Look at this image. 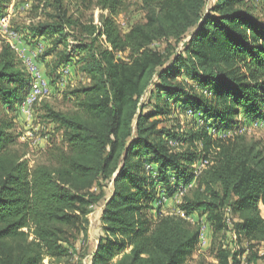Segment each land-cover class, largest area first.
<instances>
[{
    "label": "trees",
    "instance_id": "trees-1",
    "mask_svg": "<svg viewBox=\"0 0 264 264\" xmlns=\"http://www.w3.org/2000/svg\"><path fill=\"white\" fill-rule=\"evenodd\" d=\"M14 1L0 0V12ZM78 1L103 11L98 24L54 0L50 20L31 31L33 39L51 36L56 47H69L71 39L66 63L78 57L89 80L72 93V112L45 106V121L64 133L63 144L49 150V165L29 167L15 150L13 122L0 110V264H71L70 237L87 235L89 216L102 202L107 237L91 264H189L201 234L189 220L196 214L220 233L230 210L240 242L264 243V142L241 134L215 138L200 127L181 138L194 150L178 153L165 138L173 136L164 120L170 104L161 106L164 98H183L194 113L204 111L215 132L241 114L264 120V30L245 0H215L213 7L209 0H141L146 23L126 33L115 20L126 0ZM159 42L164 50L153 48ZM183 71L199 87L211 86L212 98L179 81ZM30 85V74L2 42L0 101L13 107ZM197 159L208 161L199 175ZM152 166L157 181L148 174ZM158 181L167 198L183 197L179 214L164 215L158 206L153 223L144 210L157 206ZM239 256L219 248L217 264L264 260L255 255L245 263Z\"/></svg>",
    "mask_w": 264,
    "mask_h": 264
},
{
    "label": "rangeland",
    "instance_id": "rangeland-1",
    "mask_svg": "<svg viewBox=\"0 0 264 264\" xmlns=\"http://www.w3.org/2000/svg\"><path fill=\"white\" fill-rule=\"evenodd\" d=\"M63 1L70 14L81 16L84 21L94 18L95 22L99 23V17L103 11L84 5L78 0ZM53 2L54 0H15L9 8L0 13V45L2 42L9 43L20 66L30 74L31 78H33L31 68H35L40 79L47 87V91L40 94L29 87L23 93V101L15 103L11 108L0 101L2 116L13 122L15 126L13 133L18 136V145L15 150L28 161L30 168H35L41 164L49 165L51 163L49 150L55 144H63L64 142V133L58 129L57 125L45 121V106L48 105L56 110L70 113L74 110L75 102V96L72 93L78 88L89 84L88 78L79 70L78 57H74L72 61L66 63L65 56L72 51V45L74 44L71 39L69 47L66 48L65 45L56 47L54 38L49 35L39 39H33L31 36L32 29L40 22L50 20L48 14L54 12V7H47V5ZM126 2L128 8L115 17L121 30L125 33L135 25L146 23V12L142 7V1L126 0ZM245 3L248 5L249 12L257 20L258 26L264 30V0H245ZM214 4L215 0H209V7H213ZM6 11L7 13H4ZM153 48L164 50L166 44L159 42L154 44ZM76 55L79 56L78 53ZM118 56L127 57V54H118ZM178 80L194 86L200 93H212L211 86L207 88L199 87L185 71L179 76ZM212 96L213 94L210 98ZM183 100V98H178L168 101L164 98L161 101L162 108L169 103L171 109L170 116L164 120L166 123L168 122V128L172 130L173 136L166 135L165 138H167L171 148L178 153H189L194 150L192 146L184 143L181 138L186 137L188 133L199 130L200 127L215 138L234 137L241 134L249 140L264 142V120L253 119L241 114L235 118L236 124L232 127L224 126L215 132L211 125L205 124L204 120L207 116L204 111L200 110L194 113ZM154 110V106L148 107V112ZM197 148L200 150L202 145L199 144ZM201 163L202 160L197 159L193 163V167L197 170L198 167H201ZM148 170L149 175L153 174L151 178L157 181V173L154 171V167L152 166ZM166 191L158 181L157 190L154 194L155 199H157V206L154 204L153 207L155 206V208L153 209V202H150V204L148 203V209L144 210V213L146 212L149 215L147 216L153 223L158 221L155 212L158 211V206H160V211L164 215L179 214L177 207L183 195L176 194L167 198ZM112 192L113 186L110 185L107 188L108 197ZM104 203L102 202L96 206L90 214L87 235L84 236V234L74 232L73 236L70 237L71 244L76 249L71 264H91L92 256L98 250L101 240L107 237L102 224ZM190 219L192 220L191 224L196 225L195 228L200 227L201 234L200 241L189 255V264H199L202 261L208 264H217L216 253L219 248L240 252L239 257L245 263L255 255L264 257V243L249 242L245 238H242L240 242L234 228V223L238 220L233 219L230 210L225 214L228 228L220 233H216L211 228L203 215L196 214L194 219ZM66 246L69 247V244H66ZM244 250L246 251L243 252ZM45 264L49 263L46 262ZM50 264H65V262H50ZM258 264H264V260H260Z\"/></svg>",
    "mask_w": 264,
    "mask_h": 264
},
{
    "label": "built area",
    "instance_id": "built-area-1",
    "mask_svg": "<svg viewBox=\"0 0 264 264\" xmlns=\"http://www.w3.org/2000/svg\"><path fill=\"white\" fill-rule=\"evenodd\" d=\"M36 71L37 70L35 68H31V74L33 75V78H31L30 87L32 90H34V92H38L40 94L42 92H46L47 87H46V84L43 82V80L40 79V77ZM200 165H201V167H198L196 170L197 175H199L201 173V171L208 165V161L202 160V163ZM189 220L192 221L191 219H189Z\"/></svg>",
    "mask_w": 264,
    "mask_h": 264
},
{
    "label": "crops",
    "instance_id": "crops-1",
    "mask_svg": "<svg viewBox=\"0 0 264 264\" xmlns=\"http://www.w3.org/2000/svg\"><path fill=\"white\" fill-rule=\"evenodd\" d=\"M0 13H2V12H0ZM4 13H7V11L6 12H4ZM1 15V14H0ZM21 47L23 48V46L21 45ZM179 203H180V201H179ZM261 212H262V216L264 217V206H261Z\"/></svg>",
    "mask_w": 264,
    "mask_h": 264
}]
</instances>
